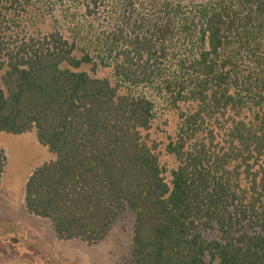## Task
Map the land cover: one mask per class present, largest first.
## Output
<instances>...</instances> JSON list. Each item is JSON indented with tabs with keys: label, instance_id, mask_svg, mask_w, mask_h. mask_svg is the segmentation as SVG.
I'll return each instance as SVG.
<instances>
[{
	"label": "trees",
	"instance_id": "16d2710c",
	"mask_svg": "<svg viewBox=\"0 0 264 264\" xmlns=\"http://www.w3.org/2000/svg\"><path fill=\"white\" fill-rule=\"evenodd\" d=\"M36 1L0 7L26 13ZM66 1L105 14L109 31L81 48L59 31L5 48L0 132L35 128L55 155L26 183L28 213L59 240L93 244L130 209V264H264V0ZM93 53L122 83L160 82L173 105H196L167 146L171 187L144 136L153 102L78 71ZM5 167L0 149V181ZM215 223L225 238L208 242L201 228Z\"/></svg>",
	"mask_w": 264,
	"mask_h": 264
},
{
	"label": "rangeland",
	"instance_id": "374dc122",
	"mask_svg": "<svg viewBox=\"0 0 264 264\" xmlns=\"http://www.w3.org/2000/svg\"><path fill=\"white\" fill-rule=\"evenodd\" d=\"M108 28L105 14L88 17L84 6L78 2L37 0L26 13L8 12L0 7V47L4 49V53H0V82L7 69L5 48H14L30 37L54 31H59L64 38L81 48L94 41L102 31H109ZM94 46L92 50H99L97 42ZM96 54L93 63L84 64L78 71L108 79L112 86L118 88L120 95L144 97L153 102L155 116L151 129L144 132V136L149 146L155 147L164 179L171 187L172 172L178 168V162L167 152V146L177 140L183 114L193 113L196 105H173L160 82L141 86L122 83L115 77L113 66H102L101 58ZM101 54L107 61V57ZM76 55L80 57L81 52L77 51ZM173 63L167 64V73L176 70L177 62ZM0 149L6 156V167L0 181V264L131 263L135 226L132 210L127 209L108 234L93 244L80 240H59L51 223L29 214L25 205V187L29 177L38 167L54 160L55 155L40 143L35 128L22 135L0 132ZM201 231L208 242L223 241L225 238L216 223L212 228H201ZM205 260L210 261L209 255L206 254Z\"/></svg>",
	"mask_w": 264,
	"mask_h": 264
}]
</instances>
